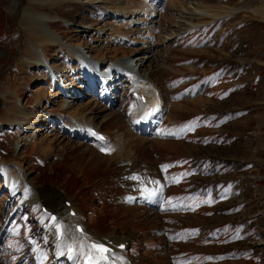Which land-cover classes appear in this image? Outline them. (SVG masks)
<instances>
[{"label": "rangeland", "instance_id": "rangeland-1", "mask_svg": "<svg viewBox=\"0 0 264 264\" xmlns=\"http://www.w3.org/2000/svg\"><path fill=\"white\" fill-rule=\"evenodd\" d=\"M153 1L0 0V163L18 167L19 178L32 193L49 195L48 203L72 202L94 235L130 237L118 264H264V21L254 13L264 0H195L207 11L233 14L212 26L216 21L206 20L201 28L177 29L185 0ZM27 10L43 16L61 43L38 48L21 26ZM63 44L99 57L96 63L104 57L106 67L148 56L150 82L141 76L142 85L153 99L152 83L162 105L151 128L133 123L144 110L122 92L127 79L112 86L120 91L111 104L89 90L95 87L72 54L81 50ZM30 58H44L81 87L75 108L93 118L107 142L77 140L62 130L63 121L52 126L29 117L30 130L18 127L27 133L4 122L12 106L45 121H55L51 114L68 120L75 110L51 87L48 67L26 66ZM139 180L162 183L154 205L139 196ZM7 190L0 184V264H34V252H42L43 264H67L52 235L39 230V211L25 202L30 188ZM31 240L38 243L33 251Z\"/></svg>", "mask_w": 264, "mask_h": 264}, {"label": "bare ground", "instance_id": "bare-ground-1", "mask_svg": "<svg viewBox=\"0 0 264 264\" xmlns=\"http://www.w3.org/2000/svg\"><path fill=\"white\" fill-rule=\"evenodd\" d=\"M32 1H34V0H32ZM200 7H201L200 4L198 2H196L195 0L194 1L193 0H185L184 4L181 3L180 15L178 17L179 22H177V24L174 26V28L177 29V28L184 27V26L192 28L195 25H199L200 27H202V24H204L205 23L204 21H206V20L218 21V20H221L222 18H227L231 14H233V12L232 13L228 12V13H224V14H216L213 11H207V10L202 9ZM147 9H150V7ZM137 10L138 9H135L131 12H136ZM140 11L143 14L148 13V10L142 9ZM254 13L257 17H259L262 21H264V9L259 10V11H255ZM234 14H235V12H234ZM34 15L35 14L32 10L24 11L22 14V18H21V26L30 34V37L32 38V40L38 44V46H39L38 48H44V47L49 48V46H57L59 44V42L61 43V41L56 39L57 36L54 35L55 36L54 37L50 33V31L48 29L49 24H47V22L41 18L43 16H39L38 14H37V16H34ZM195 21H197V22H195ZM50 30H51V28H50ZM189 30H191V29H189ZM117 32H120V31H117ZM114 35L116 37H118L116 35V32L114 33ZM118 38L124 39V36L122 35V36H119ZM65 47L71 48V49L72 48H78L81 50V53L84 55V57L77 50H74L72 52V54L77 56V58L79 59L81 69H83V71L86 70L85 73L88 76V84L90 83L92 88L95 87L97 89H98V86H100V91L98 92V90H97V93H99L97 95L99 97H101V96L105 97L106 96L107 100L109 99L111 101V102L109 101L111 104H115L113 102L112 97H114V96L116 97L117 94L113 92L114 90H112V87H110V86L117 82V77L119 78V80L120 79H127L131 84L128 83L127 84L128 88L122 92L123 93L127 92L130 94L132 92V89L135 88V92L138 94H142L144 99H145V105H143V103L139 102L140 108L142 110H144V114L139 116V118L136 120V124H138V127L144 129L146 126L145 123L146 122L150 123V121L152 119L147 117L146 111L150 106H153V105L160 106V99L161 98H160L159 93H158V95L155 94V92H157V90L152 83H151V87L154 88L153 99L147 95V93H146L147 89L145 86L142 85L143 79L141 76H145L146 79H149L148 82H150V75L144 74L148 71L143 70V69H145L146 65L150 61V58L148 56L146 57V56L140 55L131 61H129L130 56L128 59L125 58V59H127L128 62L131 63V65H133L132 68H134V69L131 68L128 70H123L122 67L121 68L117 67V68H115L114 71L111 68H107V69H104L105 72H103L101 61L104 59V57H103V59H99V62L96 63L97 62L96 60L99 57L92 58L90 56H87L88 52L84 53L82 48H80V47H68V46H65ZM33 64H35V65L42 64L51 70L49 75H48L49 82L51 83V87L57 88L63 95L69 96V99L71 100L70 101L71 104L68 105L67 107H70L73 110V108H75L77 105H80L76 102L80 99L79 97L84 96V94H80V91L78 90L79 89L78 86H75L74 84H72L75 87H77L78 89L75 88L74 86L72 88H69L68 86H70V85L66 84V81H64L58 75V73H56L57 71H54V69L48 65V63L45 61L44 58H42L40 61L33 60L30 58V59H28L26 66L27 67L32 66ZM43 69H45V68H43ZM123 71H125V73H126V75H124V76H123ZM141 71H144V72H141ZM47 73H48V71L46 70V75H47ZM104 74H105V76L102 77V79L96 76V75H104ZM59 77H60V79H59ZM69 84H71V83H69ZM115 90H118V88L116 87ZM51 92H53V91H51ZM44 96L45 95L42 92L38 94L37 98H38L40 103L42 102ZM34 98H35V96H34ZM99 100H101V99H99ZM149 103H151V104L147 105ZM139 105H138V107H139ZM64 110L67 111L68 109H64ZM9 112H10L11 116L6 118L4 120V122L11 124L12 127L17 126V128L23 127L24 129L30 130L32 128V126H30L28 123L29 117L36 120V124H42V123H45L46 121H48V122H51L52 126L54 124L59 125L63 121V125L65 126V129H68V131L71 133V136H74L75 138L81 137L82 139L84 138V140H87L86 138H91L92 140H94V137L91 136V134L89 133L90 128H94V126H93L94 124H92L93 118H86L85 115H81L79 113L80 112L79 109H77V108H75V110L71 112L69 119H71L72 121H70L69 119H68L69 121L63 120L64 118L59 117L58 115H53V114H51V115H53L55 117V119H54L55 121H50L51 120L50 116L48 117V120L45 121L43 118V121H42V120H40L41 118H40L39 114H38V116H36V115L33 116V115H30V113L27 110H24V109H21L19 107H15V106H12L10 108ZM47 114H49V113H47ZM45 115L46 114H44V116ZM18 118H21V120H19ZM136 118L137 117H135V119ZM140 119L142 121H139ZM86 125H88L87 128L83 127ZM67 126H69V127H67ZM38 127H40V125ZM20 128H18V129H20ZM145 131H147V130H145ZM98 142H99V140H98ZM109 149H112V148H109ZM44 152H45V150H44ZM114 152H115V150H114ZM146 167L149 168L148 165ZM17 168L10 169L5 162L0 163V176L2 178V181L0 182L1 188L4 187V189H6V188L9 189L7 191H9L11 194L14 193L18 189H20V190L24 189L25 192L26 191L28 192V190L30 188L29 192L27 194H25L26 200L28 197H30V195H33L32 199L34 200V202L36 204H39L40 206H45L48 211H51L52 213L57 214V216L60 219H62V221L65 223L64 238L61 240V242H59L57 244V247L60 250V256L61 257L64 256L65 250L68 247V241L75 242L79 247H83L88 241H92V240L94 241L95 240V241L99 242V239L97 240V237L94 236L93 234H90L86 230V228L83 226V224L81 222V218L78 215V212L76 210L75 211L77 213L74 217H71L68 215V209L63 205L62 199H59L58 203H53V202L48 203L47 198L50 197L49 195H48V197H46V195L43 197H40V196H38V194L36 192L32 193V191H34L32 187L25 189L24 182L22 181L21 178H19V174H21L20 169H17ZM144 170L147 171V169H144ZM142 192L143 193H141V194L139 193V195H141L145 204L149 207L154 205L156 202V199H158L157 198L158 192L152 191L151 189H149L147 191L143 188H142ZM40 198H45V199L41 200ZM58 198H60V197L58 196ZM28 202H30V200ZM45 222H46V220H43L41 224H44ZM74 225H81L82 226L81 232L76 231L74 229ZM109 240L112 241L114 245L118 244L121 241L119 238H116L115 235H111ZM85 253H86V250L83 251V254H85ZM118 255H119V253L115 252L114 255L110 256L109 257V259H110L109 264H118L115 261V256H118ZM74 257H75V255H73V258ZM82 262H83V259H82V257H80L79 259H74L71 262V264H82Z\"/></svg>", "mask_w": 264, "mask_h": 264}, {"label": "snow or ice", "instance_id": "snow-or-ice-1", "mask_svg": "<svg viewBox=\"0 0 264 264\" xmlns=\"http://www.w3.org/2000/svg\"><path fill=\"white\" fill-rule=\"evenodd\" d=\"M102 139V138H101ZM92 249L97 250L101 255L97 258V262H95V264H98V260L100 259H107V256L103 255L104 253H108V249L105 248L103 245L101 244H92L90 246Z\"/></svg>", "mask_w": 264, "mask_h": 264}]
</instances>
